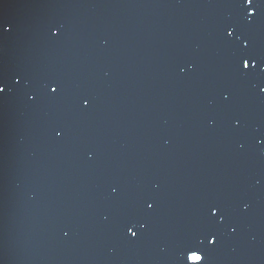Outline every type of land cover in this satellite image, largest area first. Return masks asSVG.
Wrapping results in <instances>:
<instances>
[{
  "label": "water",
  "instance_id": "95a60500",
  "mask_svg": "<svg viewBox=\"0 0 264 264\" xmlns=\"http://www.w3.org/2000/svg\"><path fill=\"white\" fill-rule=\"evenodd\" d=\"M0 15V264H181L212 203L239 227L207 264H264V79L233 69L229 0H0ZM146 192L156 216L131 239Z\"/></svg>",
  "mask_w": 264,
  "mask_h": 264
},
{
  "label": "snow or ice",
  "instance_id": "6c2138e0",
  "mask_svg": "<svg viewBox=\"0 0 264 264\" xmlns=\"http://www.w3.org/2000/svg\"><path fill=\"white\" fill-rule=\"evenodd\" d=\"M230 6L237 10L236 19L223 26V41L231 52L233 69L236 74L249 81L264 79V52L257 51L256 42L258 38H264V15H258L261 3L264 0H229ZM12 31V24L4 16L0 15V35ZM52 32L53 37H59V29ZM14 87L23 91L25 89L24 77L17 75L13 77ZM261 93L264 87L255 84ZM42 88L50 98H59L64 93V85L55 78L46 79ZM8 90V83L3 73H0V97H3ZM33 102L37 101V96L30 92H25ZM231 94L224 96L227 102ZM78 103L82 110H87L92 105V99L87 94H82ZM237 127L240 121H236ZM57 137L62 136V132L56 131ZM264 143V141H261ZM158 198L155 193L146 192L140 199L139 210L124 218L122 222L124 234L135 240L141 239L142 235L148 231L150 223L154 220L157 212ZM229 210L221 204L212 203L206 208L203 226L189 234L183 241L181 249V264H207L209 251L214 249L219 242L221 229L227 226L231 233H237L239 224L233 221L229 223ZM205 241L211 248L205 247Z\"/></svg>",
  "mask_w": 264,
  "mask_h": 264
}]
</instances>
